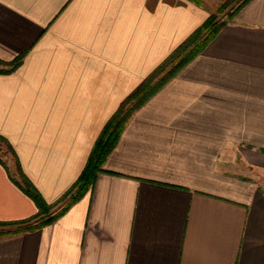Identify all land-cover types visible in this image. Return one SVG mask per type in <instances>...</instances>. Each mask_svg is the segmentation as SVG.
Masks as SVG:
<instances>
[{"label":"crops","instance_id":"1","mask_svg":"<svg viewBox=\"0 0 264 264\" xmlns=\"http://www.w3.org/2000/svg\"><path fill=\"white\" fill-rule=\"evenodd\" d=\"M0 0V135L47 203L120 103L224 0ZM1 68V67H0ZM264 0L127 122L94 185L0 264H264ZM0 163V221L36 213Z\"/></svg>","mask_w":264,"mask_h":264},{"label":"trees","instance_id":"2","mask_svg":"<svg viewBox=\"0 0 264 264\" xmlns=\"http://www.w3.org/2000/svg\"><path fill=\"white\" fill-rule=\"evenodd\" d=\"M201 5L200 0H190ZM251 0H224L209 14L182 43H180L148 76L120 103L98 134L76 181L55 202L47 203L40 192L22 171L19 159L11 144L0 135V140L8 147L14 161L15 176L7 166L6 173L12 183L36 206V213L19 221H0V238L36 231L51 224L62 216L94 185L102 166L116 146L127 122L153 95L172 80L186 65L201 54L219 31L234 21L237 14ZM25 53L11 61L0 60V74L14 72L23 61Z\"/></svg>","mask_w":264,"mask_h":264},{"label":"rangeland","instance_id":"3","mask_svg":"<svg viewBox=\"0 0 264 264\" xmlns=\"http://www.w3.org/2000/svg\"><path fill=\"white\" fill-rule=\"evenodd\" d=\"M240 1V0H238ZM222 2V1H221ZM220 2V3H221ZM219 5V3L216 5V7ZM216 7L211 10L210 13L215 11ZM0 161L4 163L7 168L9 169L10 173L15 176V170H14V161L11 152L8 150V147L0 140ZM243 174H247L258 181L259 184L264 188V175L261 174L259 171H253L252 173H249L246 169H241Z\"/></svg>","mask_w":264,"mask_h":264}]
</instances>
